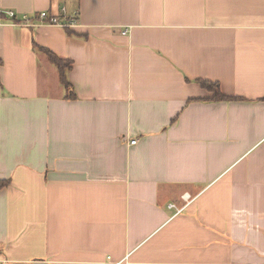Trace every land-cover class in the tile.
Instances as JSON below:
<instances>
[{
  "label": "crops",
  "instance_id": "crops-1",
  "mask_svg": "<svg viewBox=\"0 0 264 264\" xmlns=\"http://www.w3.org/2000/svg\"><path fill=\"white\" fill-rule=\"evenodd\" d=\"M0 7V262L264 264V0Z\"/></svg>",
  "mask_w": 264,
  "mask_h": 264
},
{
  "label": "trees",
  "instance_id": "trees-1",
  "mask_svg": "<svg viewBox=\"0 0 264 264\" xmlns=\"http://www.w3.org/2000/svg\"><path fill=\"white\" fill-rule=\"evenodd\" d=\"M35 49L46 54L48 56V58L50 59L51 63L59 69L60 81H61L62 86L69 93V97L74 98L75 93H73V87L71 86V84L69 83L68 78H67V71L69 69H71V65H72L71 62H67V61L59 58L54 53L50 52L49 50H47L45 48L35 46ZM200 82L204 88H206V89H208L214 93V97L211 99L212 101L222 102V101L238 100L237 98H230V97H227L224 94H222V92L220 91V87L217 83H212V82H208V81H200ZM9 185H10L9 181L0 180V189L6 188Z\"/></svg>",
  "mask_w": 264,
  "mask_h": 264
},
{
  "label": "built area",
  "instance_id": "built-area-1",
  "mask_svg": "<svg viewBox=\"0 0 264 264\" xmlns=\"http://www.w3.org/2000/svg\"><path fill=\"white\" fill-rule=\"evenodd\" d=\"M5 23H9L11 25L25 26V27H37L39 25H51V26H59L62 28H71L74 27L77 23L74 20L70 21H62L58 17H53L48 14V12H42L36 18V22H32V19L29 17L18 18L15 11L12 10H3L0 7V25H5ZM137 143L136 140L131 142V145H135ZM174 208L175 206H170ZM182 210H178L180 213ZM0 264H5L0 262Z\"/></svg>",
  "mask_w": 264,
  "mask_h": 264
}]
</instances>
